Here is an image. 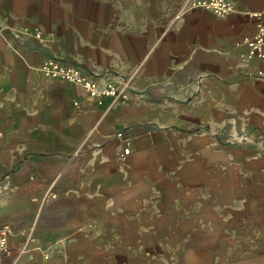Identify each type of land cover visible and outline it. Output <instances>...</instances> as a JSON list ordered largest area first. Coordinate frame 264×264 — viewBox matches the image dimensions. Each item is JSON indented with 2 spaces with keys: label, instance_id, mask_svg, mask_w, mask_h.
<instances>
[{
  "label": "crops",
  "instance_id": "0c3cea01",
  "mask_svg": "<svg viewBox=\"0 0 264 264\" xmlns=\"http://www.w3.org/2000/svg\"><path fill=\"white\" fill-rule=\"evenodd\" d=\"M198 1L0 0L1 264H264V0Z\"/></svg>",
  "mask_w": 264,
  "mask_h": 264
},
{
  "label": "built area",
  "instance_id": "2783aa9c",
  "mask_svg": "<svg viewBox=\"0 0 264 264\" xmlns=\"http://www.w3.org/2000/svg\"><path fill=\"white\" fill-rule=\"evenodd\" d=\"M198 5L205 9L211 10L219 17H225L231 10L229 0H199ZM35 34L40 35L41 30L35 29ZM249 51L245 55V60H250L253 57L264 59V22L259 27L258 33L248 41ZM41 70L49 78H60L67 82H73L81 87H84L88 95L96 99H100L106 95H110L117 99H127L129 85L126 82L116 84L108 82L105 86H99L96 80L84 73L77 65L66 63L56 57H47L40 64ZM77 103V102H75ZM129 152V147H126L124 154ZM11 228L8 225H0V264L4 258L11 255L13 252L12 246L9 244V234ZM25 249L23 244L22 251Z\"/></svg>",
  "mask_w": 264,
  "mask_h": 264
}]
</instances>
